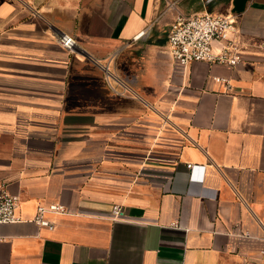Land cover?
<instances>
[{"label":"crops","instance_id":"obj_1","mask_svg":"<svg viewBox=\"0 0 264 264\" xmlns=\"http://www.w3.org/2000/svg\"><path fill=\"white\" fill-rule=\"evenodd\" d=\"M206 13L235 18L241 65L173 60L175 17ZM263 42L264 0H0V185L22 218L0 264H264Z\"/></svg>","mask_w":264,"mask_h":264},{"label":"built area","instance_id":"obj_2","mask_svg":"<svg viewBox=\"0 0 264 264\" xmlns=\"http://www.w3.org/2000/svg\"><path fill=\"white\" fill-rule=\"evenodd\" d=\"M235 18L233 16H220L215 14H197L193 16L177 15L171 25L168 34L169 51L173 60L182 65L189 66L193 63L205 62L211 65H222L235 68L244 61L245 46L236 32ZM144 34L142 32L140 35ZM140 35L137 36L140 37ZM60 46L73 51L76 41L69 35L62 34L58 38ZM264 56V42L260 44ZM231 85L227 79L217 78ZM194 172L193 178L202 180L203 169L191 165ZM200 173L199 176H195ZM19 199L12 195L6 184L0 185V226L22 222L17 214ZM66 213V207L60 204H52L49 207L40 206L34 222L41 227L55 229V224L48 221L46 212ZM114 221L125 218V211L121 205H114L111 213ZM264 255V250L262 251Z\"/></svg>","mask_w":264,"mask_h":264},{"label":"water","instance_id":"obj_3","mask_svg":"<svg viewBox=\"0 0 264 264\" xmlns=\"http://www.w3.org/2000/svg\"><path fill=\"white\" fill-rule=\"evenodd\" d=\"M249 1L250 0H233V12L239 14L243 13Z\"/></svg>","mask_w":264,"mask_h":264}]
</instances>
